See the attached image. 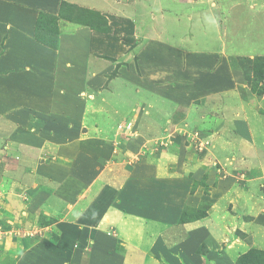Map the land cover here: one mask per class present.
<instances>
[{
	"label": "rangeland",
	"instance_id": "374dc122",
	"mask_svg": "<svg viewBox=\"0 0 264 264\" xmlns=\"http://www.w3.org/2000/svg\"><path fill=\"white\" fill-rule=\"evenodd\" d=\"M90 1L39 30L35 10L0 16V264L60 249L58 264L264 256V0ZM34 16L36 41L73 44L59 64L19 37ZM32 134L58 165L45 182L67 183L61 201L30 189Z\"/></svg>",
	"mask_w": 264,
	"mask_h": 264
},
{
	"label": "crops",
	"instance_id": "0c3cea01",
	"mask_svg": "<svg viewBox=\"0 0 264 264\" xmlns=\"http://www.w3.org/2000/svg\"><path fill=\"white\" fill-rule=\"evenodd\" d=\"M62 1H66V2L71 3V4L77 3L78 5L80 4V5L85 6V7H87L88 4H90L91 7H92V5L97 4L94 1L91 2L90 0L89 1L84 0V3H81L78 0H5L3 3H1L3 5L0 6V16H2V13L6 12L5 13L6 15H9V13L10 14L13 13L14 15H12L10 17L14 18L15 14H17V12H21L20 8L24 9L25 7L26 8L24 10H28V12L30 14L32 13V10H35L37 12V14H39L40 12L43 11V12H47L50 14L58 15ZM13 2H18L21 5H18V4L13 3ZM10 20H13V19H10ZM34 20H35V16H34V19L32 18L29 22H27V24L23 22V24L20 25V27L23 26V28L24 27L26 28L25 29L26 32L23 31V35L19 36V37L26 40L25 42L31 47H35V45H36L42 50L47 49L45 51H47L50 55H54V58H55L54 62H56L58 60V64H59V62L61 60L60 55H62V51L65 48L64 43H66L69 48H72L73 44H71L69 41L64 42V35H63V36H61L62 38H61L60 44H59V48H61L60 51L58 50V46L56 49H54V48L49 49L48 47H45V45L36 41V39L33 36L34 35V26H35L33 24ZM18 24L19 23H16V25H18ZM67 25H70V24H67ZM20 27L16 30V32H19ZM70 29H72V28H70ZM78 29H80V32L84 31L83 28H78ZM11 30H12V28L10 26V22L7 21L6 25L2 29H0V46L4 43L3 42L4 38H5V44L10 41V39L12 38V36L10 35ZM70 38H72V36ZM77 39L78 38L73 39V40H77ZM0 50H1V47H0ZM4 53L5 54L2 57H0V67H4L5 64L8 63L7 59H8V55H10L9 54L10 51L7 50ZM67 63L69 64L70 62L68 61ZM73 79H75V77ZM39 107H41V106H39ZM60 118L63 119L62 117H60ZM43 139L44 138L41 137V135H33V134L28 135V136H24V138L21 139V142H24V144H25L24 148H28V149H25L28 151L25 152L27 154H26V156L23 157L24 159H27V161L24 162V163H26V164H24L25 168L28 169V172H32V170L34 171L35 170L34 168H36L34 174L31 175V179L33 180V182L31 184L32 188H30V189L31 190L40 189L41 191H44V190H46V188H48L47 185H49L50 187L52 186L51 188H55L54 190L60 191V192H58V201H61V198L63 197L64 192L67 191V183H66V181H63L65 183L54 184L51 181L48 182V179H47L48 183L45 182L46 177H44V176L48 175L47 171H49V173L50 172L52 173L53 169H56V171L58 172V165L57 164L53 165L51 163L46 164L42 161V156L45 153V146H46L45 143H42ZM60 140H61V138L59 139V141ZM40 147H41V150H40ZM34 150H36V151H34ZM25 153H24V155H25ZM31 153L33 154L32 156H30ZM33 156H34V158H33ZM43 159H44V157H43ZM57 172H55V173L58 174ZM56 186H58V187H56ZM71 191H72V189L69 192H71ZM74 193H75V191L71 192L72 195ZM55 194L57 196V191H54L53 193L49 194L48 199L46 200L47 205L54 203V201L51 200V198L53 199ZM48 251L43 252L42 254L40 251H38L37 254H35L37 256L35 258L36 264H58V261L62 260L64 255H67L65 253L66 250L62 251L60 249L59 251L58 250L49 251L51 253L53 252L52 254H50ZM74 251L75 252H73V254H74L73 256H78L79 252H77V250H74ZM28 255L24 256V258H26L25 262H21L19 264H33V262H32L33 259H31L29 262H26L29 259ZM74 260L75 259H73L71 261H74ZM89 264H93V262L89 263ZM102 264H106V263L104 262Z\"/></svg>",
	"mask_w": 264,
	"mask_h": 264
},
{
	"label": "trees",
	"instance_id": "16d2710c",
	"mask_svg": "<svg viewBox=\"0 0 264 264\" xmlns=\"http://www.w3.org/2000/svg\"><path fill=\"white\" fill-rule=\"evenodd\" d=\"M75 8H76V5L71 4V3H68L66 1H62L58 15L46 13V12H43V11L40 12L39 13L38 20H37V29L39 30L40 28H43L45 26V22L46 21L54 22V24H57L59 22V20H64V21H67V22H70V23L77 22L80 19H78L76 17V15H75V12H74V9ZM89 11L91 12L92 10H89ZM93 12H91V14H93V17H94V15H97L98 18L100 17V19H101V20H99L100 23H102L104 21V23L102 25H105V27L109 26L108 20L102 14H100V12H96V11H93ZM90 18H92V15L90 16ZM87 22L90 23V21H86V22L80 23V24L87 25V26H91L92 28L97 25L95 23L94 24H89ZM56 28L58 29L57 26H56ZM103 32L106 33V31H103ZM38 41L40 43H42L43 45H46L48 47H52V48L56 49V45H51V44L47 43L44 34H43V37L42 36H38ZM256 61H257V63H262L264 61V57H261V56L260 57H257L256 58ZM257 66L258 65H256V68L254 70V73H255V75L257 77L258 76L261 77V76H263V72ZM206 216H207V213L206 212H203L200 217L201 218H204ZM202 247L207 248L206 245L205 246H202ZM259 254H261L259 251H252V252H250V255L243 256V258L244 259H247L246 262H249L250 261V264H253V262H254V264H264V256L260 257ZM246 262L241 263V264H246Z\"/></svg>",
	"mask_w": 264,
	"mask_h": 264
}]
</instances>
